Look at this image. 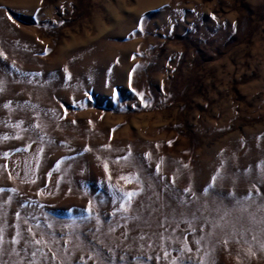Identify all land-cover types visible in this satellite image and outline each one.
Returning <instances> with one entry per match:
<instances>
[{
    "label": "rangeland",
    "instance_id": "1",
    "mask_svg": "<svg viewBox=\"0 0 264 264\" xmlns=\"http://www.w3.org/2000/svg\"><path fill=\"white\" fill-rule=\"evenodd\" d=\"M0 189V264H264V0H0Z\"/></svg>",
    "mask_w": 264,
    "mask_h": 264
},
{
    "label": "snow or ice",
    "instance_id": "2",
    "mask_svg": "<svg viewBox=\"0 0 264 264\" xmlns=\"http://www.w3.org/2000/svg\"><path fill=\"white\" fill-rule=\"evenodd\" d=\"M129 182H131L130 180H129ZM0 191H3V189H0ZM136 193H132V192H129V193H125L124 195H125V197L127 198V200H126V203L125 204H122L121 206H120V210H123V211H127V209H128V207H130V201H131V198L135 195ZM116 213H113V215H115ZM17 216L19 217V214H17ZM193 218L195 219V215L193 214ZM32 219H35L34 217L32 218ZM125 219H127L126 217H125ZM165 219H167V218H165ZM38 227V226H37ZM115 229H111V231H114ZM32 231V229L31 228H28V229H26V232H31ZM159 237H160V239H163L164 237H163V234H159ZM125 238H127V233H125ZM21 239H23L24 240V247H23V249H22V251H24L26 254H28V255H31V256H35L36 255V253H37V251H39V249H36L35 251H29V249H31L33 246H34V244L35 245H38V244H40L41 243V241L40 240H38V239H32V238H29V237H27V236H22L21 237ZM139 239L140 240H145V239H151V237H146V236H144V235H141L140 237H139ZM2 241H3V235H2V229H0V244H2ZM20 242V240H18V239H13L12 240V243H19ZM194 243H196V244H199L200 243V241H194ZM149 247H151L152 245L151 244H149L148 245ZM174 251H180V252H183V251H185L184 249H173ZM197 250H199V249H197ZM2 251H3V249H2V247H0V253H2ZM187 251H191V249H187ZM171 255V253L167 250V248L165 249V252H164V258H167L168 256H170ZM89 259H91V257H89ZM157 259H160V257H157Z\"/></svg>",
    "mask_w": 264,
    "mask_h": 264
}]
</instances>
